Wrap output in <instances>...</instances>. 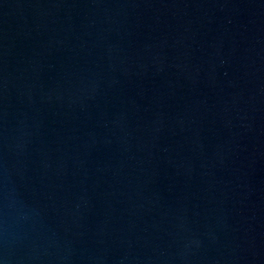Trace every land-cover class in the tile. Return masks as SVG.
<instances>
[{"label":"water","instance_id":"obj_1","mask_svg":"<svg viewBox=\"0 0 264 264\" xmlns=\"http://www.w3.org/2000/svg\"><path fill=\"white\" fill-rule=\"evenodd\" d=\"M0 264H264V0H0Z\"/></svg>","mask_w":264,"mask_h":264}]
</instances>
